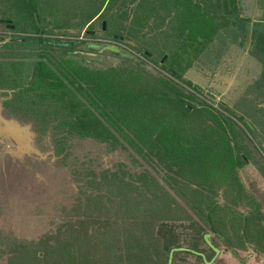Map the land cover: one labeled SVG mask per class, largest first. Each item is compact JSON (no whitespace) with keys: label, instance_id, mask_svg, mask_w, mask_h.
Listing matches in <instances>:
<instances>
[{"label":"rangeland","instance_id":"374dc122","mask_svg":"<svg viewBox=\"0 0 264 264\" xmlns=\"http://www.w3.org/2000/svg\"><path fill=\"white\" fill-rule=\"evenodd\" d=\"M219 1L202 0V14L196 15L200 9L193 6L194 15L188 17L186 5L178 6L183 0H162L163 8L156 7L155 12L163 14L157 16L144 15L149 0H0V264H40L46 251L55 260L68 252L73 264H103L100 256L107 253V247L110 256L117 257L111 264H127L132 256L129 235L143 241L135 248L139 264H163L164 247L171 238L157 232L160 223H173V244L186 248L173 252V264H244L252 255L247 256L249 250L243 248L235 256V240L207 223L184 189L206 188L186 178L182 166L187 160L195 164L198 157L201 162L199 154L207 158L205 152L214 150L215 157L219 156L214 142L222 138L213 134L208 115L185 114L183 123L192 132L174 134L171 152L152 142L137 145L128 133H121L96 113L85 85L77 83L70 72L73 66L103 69L136 63L158 77L150 79L139 70L135 83L139 94L168 90L175 96L172 103L177 109L178 86L188 94L185 99L191 106L207 109L224 124L223 118H228L230 175L210 176L207 195L211 200L206 198V203L235 206L243 214L258 209L263 213L264 57L260 59L250 46L254 40L251 22L264 20V5L262 0H228L227 10L236 15H227L229 23L218 28L209 42L212 25L206 15L222 14ZM56 41L66 44L56 45ZM108 44L130 61L121 64V58L106 48ZM195 45L199 51H194ZM144 50L150 52L149 57L143 56ZM187 61L188 68L179 78L176 74ZM34 63H38V72H44L43 86L40 75L36 81L28 75L35 71ZM168 72L174 80L165 77ZM94 73L95 78L99 76ZM97 80L100 84L103 78ZM184 80L198 90L182 84ZM62 82L73 94L74 104L78 101L91 109L103 128L96 125L88 131L86 127L95 122L83 125L84 116L76 122L77 108L62 104V88L53 87ZM106 85L124 86L128 91L122 83ZM121 97L126 101L130 95ZM167 100L157 94L151 104L167 110ZM245 121L251 131L246 130ZM223 162H227L224 156L216 163L218 169L224 167ZM210 170L218 172L214 165ZM164 195L184 213L179 208L176 214L160 208L149 218L138 217L149 201L159 205ZM133 198L140 201L135 204L138 212L129 206ZM142 218L154 222V238L136 230ZM261 219L251 237L264 249ZM205 232L221 250L209 263L201 257L204 254L208 260L212 255L203 238ZM102 238L109 245L95 249ZM50 246L57 248L50 250ZM251 257L246 264L259 262L257 256Z\"/></svg>","mask_w":264,"mask_h":264},{"label":"trees","instance_id":"16d2710c","mask_svg":"<svg viewBox=\"0 0 264 264\" xmlns=\"http://www.w3.org/2000/svg\"><path fill=\"white\" fill-rule=\"evenodd\" d=\"M213 4L214 6L217 5L216 3H213ZM227 4H228V0L219 1V6L222 7L221 8L222 14L220 13V11L218 13L214 11V13L210 14L209 17L208 15H206L208 23L212 25V29L208 33L209 42H210V38L212 37V35L218 31V28H221V26L222 28L223 26L226 27L225 25L229 23L227 15L229 16V14L234 13L231 10H227L228 9ZM262 5H264V0H262ZM262 8L264 7L262 6ZM97 12L94 13L92 17H94L97 14ZM234 15L236 14L234 13ZM189 16L190 15H188V17ZM215 23H218V24L221 23V25L217 27ZM251 24L253 25V31H252L251 37L254 40L250 46V51L256 52L258 54V57L260 59H263L264 57V20L259 19L257 21L251 22ZM35 36H36L35 38L38 41H40V43L44 42L43 38L39 37L37 34ZM199 50L200 48L197 45H195L194 51H199ZM110 53L113 56L120 57L121 64H126L127 62L130 61L128 57L119 56V54L115 52H110ZM142 54L145 57L150 56V52H148L147 50H144ZM184 63H182L183 65L180 68L181 70H179L180 72L178 71L176 74V76H178L179 74V78L181 76V72L183 71L184 68L187 67L190 61L189 62L187 61L185 64ZM36 64L38 63H34L36 72L33 70L32 74H28V75H31L30 79L33 78V80L36 77H38L37 75H40V77L42 78L41 85L43 86L44 85V82H43L44 72L43 70L38 72L39 69ZM139 70H143L146 74H149L146 72L144 68H142V66H139L136 63L135 65L133 63L131 67L126 65V66L111 67V68L107 67L103 69L88 68L87 66H73L70 69V72H71V75L75 77V80L77 83H81L85 85L86 90L88 91L92 100L95 103V105H93V108L96 111V113L101 118H105L106 120H109L110 122L114 123L112 127L114 128L116 127L117 130L121 129L122 130L121 133H124V132L128 133L134 140V143H136L137 145H141V144L144 145L148 142L149 143L152 142V143L158 144V147H162L163 151L165 148L167 149L168 152H171L174 150V147L172 144L174 141V138H173L174 134H190L192 132L191 126H188L187 123H183L184 122L183 119H185V114H188L189 116H194L197 112L200 113L201 115L203 112H205L206 115H208V117L206 118L208 120L206 121L209 122V125L215 129V131H213V134L214 135L219 134L222 138V142H214L215 144H217L216 146L218 149L216 150L219 152V156L215 157L214 155L215 150H214L211 153L205 152V155L207 158H204L203 153L199 154V156L203 158L201 162L200 160H198V157H197L195 164L188 162V160L185 162L184 164L185 166H182L179 163V166L185 167L186 172H187L186 178L190 179L192 181V184H196V185L197 184L200 185V183L206 184L205 190L195 189L193 187L191 188L187 186H185L184 189L186 190L185 192L190 197V200H192L194 204V209H197L199 212L202 213L201 216H203L204 220L205 219L207 220V223H210V225L213 226L215 230H217L219 233L222 234V231L224 230L226 233L225 234L226 236L230 235L229 239L235 240L234 241V243L236 244L235 247H241V249L245 248V240L248 241L252 239L251 235L255 231H257V228L260 226L262 222V219H261L262 212L258 211L259 210L258 209V210L250 211V213L244 214L243 216V213L238 212L235 209V206L233 207H230L228 205L219 206V204H216L215 206L211 207L209 203H206V198H207V202L211 200V198L207 195V193L209 192L207 184L210 183L209 182L210 176H213L219 179L221 175H223L225 172H226L225 173L226 175L227 172L229 174L231 171L230 164L233 162V160L230 154L231 149H229L228 147V143L231 140L227 136V132L225 130V124L227 125L230 124L228 118H225V117L223 118L225 122L224 124L221 120H219L217 116H215V114H212L207 109L205 108L197 109L194 106H191L185 99L188 94H186L184 90L182 88H179L178 86H177V90H178L177 96L179 100L177 99V101H178L179 107L177 109L173 108V103H172V100L175 98V96L172 92L168 90H166L167 92H163L162 94L157 91H151V93H145V95L143 94V92H140L141 94H139L138 92L139 87L135 85L136 79H137V72ZM94 72H97L99 75L98 76L99 78L96 77L97 79L103 78V81L100 84H99V81L95 78V75L97 74H95ZM149 75L150 76L148 77L150 79H153V77H155V79L157 80L158 78L157 75H152V74H149ZM173 75L171 74V72H168V74H166L165 77L170 78L171 80H174L173 77L175 76ZM109 82L111 84L113 83L121 84L122 83L123 85L127 86L128 91L124 86L121 88L118 85H116L114 86L115 88L111 87L112 91L114 92L113 94L111 91V88H106L107 87L106 84ZM181 83L187 85L188 87L198 90V87L191 85L190 81L188 80H184ZM53 87L62 88V90L60 89V92H59L60 97H61L60 100L62 101V104L68 105L70 108H77L76 112L80 113L79 116L77 115L76 117V119H78L76 120L77 123H79V121L82 122L81 119H83L82 116H84L85 118L82 122L83 125L88 122L93 123V120L95 122L94 125L87 126L86 127L87 130L90 129L94 131L96 125L101 126V128L104 127L102 124L100 125L101 120H98V118L95 116L93 111H91V109H88L87 106H85L84 104L78 101H76V103L74 104V97L72 96L73 94L68 90L67 84L62 82V84L60 83L59 86L53 85ZM123 94H129L130 95L129 99L126 101H122L121 96ZM157 94L160 96L169 97V100L165 102L167 106V110L163 109V105L161 108H157L153 103L151 104V102H153L152 100L156 98ZM172 112H174V114ZM230 128H231L232 135L235 136L236 133H234L232 127ZM245 128L247 131L252 130L248 127L247 124H245ZM104 132H106L105 129H104ZM236 146H238V148H241L240 145H236ZM261 149L264 151L262 147ZM223 156L225 157L227 162L225 163L223 162L222 165L224 167H222V169H218L216 163L220 161V157H223ZM240 159H242V157ZM213 165L215 166L216 171L219 172V173L216 172L218 173L217 175L216 173L214 174V172L210 170V167L212 168ZM196 166L201 167L202 169L198 170L196 169ZM195 171L197 172L195 173ZM263 174H264V169H263ZM203 180H205V182ZM236 185L241 187L239 183H237ZM210 191H211V188H210ZM132 202L133 203L132 204L130 203L129 205L132 212L133 211L138 212V207L135 206V204H138L140 202L139 199L133 198ZM171 202H172V199L168 198L167 195H164V199H161V203L158 201L159 205L155 204L153 201H149V203L145 207H143L144 209L138 217L141 216V217L149 218L151 217L150 215H154L160 208L163 209L164 212L166 213L173 212L174 214L177 213L176 211L179 208L180 213L182 214L184 213L182 208L177 206L176 201H173V203L176 204L174 206H171ZM170 225L174 227L173 223H169V224L160 223V225L156 227L157 232L160 235L168 233L169 234L168 236L171 238L166 241L168 242V244L164 247L166 259L163 264H167L166 263L167 255H168V251L171 248V246L179 247L173 244L175 241L173 239L175 234L172 233L173 231ZM135 228L137 231L143 232L144 235H146V237L154 238L153 234H154L155 225L153 221L143 220L142 218V221L140 223H136ZM142 243L143 241L139 237H137V235L128 236V245H129V248L131 249L128 251V253H131V255L134 258H132V256L131 258L129 257L130 261L127 262V264H139L140 260H138L136 256L135 248H137L138 246H141ZM107 244H108L107 239L102 238L101 240L96 241V243L94 244V248L98 249L99 247H102V246L103 248H105L104 245H107ZM147 245H150V244H147ZM257 247H259V250L261 249L262 251H264L263 247H260L258 244H257ZM55 248L57 247L56 246L49 247L50 250H55ZM128 253L126 254V257L129 256ZM63 256H65V258ZM56 257H57V260H55L53 256L49 252L46 251L44 253V256L39 259L40 261H42L40 262V264H73L72 263L73 259L68 252H65L64 254H59ZM100 257H101L100 260L103 262V264H111L117 261L116 256L115 258L110 256L108 247H107V253L105 252ZM62 260H65V262H63ZM10 263L11 262H9L8 264ZM171 264H173L172 259H171Z\"/></svg>","mask_w":264,"mask_h":264},{"label":"crops","instance_id":"0c3cea01","mask_svg":"<svg viewBox=\"0 0 264 264\" xmlns=\"http://www.w3.org/2000/svg\"><path fill=\"white\" fill-rule=\"evenodd\" d=\"M161 1L162 0H159L157 2V5H156V0H149V2L145 3L146 4V7H144V8L146 10L143 11L144 12V15L147 14V15H150V16H154V15L157 16L158 14H163V13L156 14V12H155L156 7L160 8V9L163 8V6H161L162 5L161 4ZM206 3H207V0H206ZM181 5L182 6L186 5V7L188 9V15H194V14L191 13V10H193V6L196 7V9L197 8L200 9V11H197L195 13L196 15H201L202 14V8H203L202 0H183V2L178 3V6H181ZM166 15H169V12L167 14H165L164 16H166ZM151 19H152V17L149 18V21H151ZM165 19H166V17L164 18L163 23L165 22ZM151 24L153 26L156 25V24H153L152 22H151ZM259 211H261V210L259 209ZM243 216H244V214H243ZM261 216L263 217V221H264V213H261ZM241 231H242V229H241ZM209 238H210V236H209ZM255 242L256 241L253 240V238L250 239V240H248V241H245V249L249 250L247 256H250L251 254H252L251 256H254V257L257 256V258H259V262H256V264H264V257H263L264 251H262L261 249L259 250V247H257V244ZM212 245L215 246L216 248H218L214 243ZM242 250H243V248L241 249V247H235L234 246V250H233L234 253L233 254H236L237 255ZM220 251H221L220 248H218V253L215 255V257L219 254ZM203 256H204V259L206 260V257H205L204 254H203ZM212 256H213V251H212V255L210 257H208V260ZM251 256L246 261H244V264L248 263V261H251V259H252ZM241 261H242V259H241Z\"/></svg>","mask_w":264,"mask_h":264},{"label":"water","instance_id":"95a60500","mask_svg":"<svg viewBox=\"0 0 264 264\" xmlns=\"http://www.w3.org/2000/svg\"><path fill=\"white\" fill-rule=\"evenodd\" d=\"M104 26V24L102 23V27ZM119 37V36H118ZM55 44L56 45H64V44H66V43H63V42H55ZM90 46L91 47H93V48H98L99 47V45H97V44H90ZM106 48L108 49V50H110V51H113V52H119V49L117 48V47H115V46H113V45H111V44H108L107 46H106ZM121 54V53H120ZM245 124H247L248 126H250V124L247 122V121H245ZM261 146H262V148L264 149V143H262L261 144ZM204 239H205V241H206V245L209 247V248H211L212 249V251H213V256L209 259V260H205L204 259V256H203V254H201V257H202V259H203V261L204 262H206V263H209V262H211L213 259H214V257H215V255L218 253V248H216L215 246H213L211 243H210V241H209V233H207V232H205L204 234ZM181 251V250H186V248H184V247H171L170 249H169V251H168V255H167V264H171V256H172V253L174 252V251ZM233 253H234V251H232ZM200 253V252H199ZM200 256V255H199Z\"/></svg>","mask_w":264,"mask_h":264},{"label":"flooded vegetation","instance_id":"af4514ba","mask_svg":"<svg viewBox=\"0 0 264 264\" xmlns=\"http://www.w3.org/2000/svg\"><path fill=\"white\" fill-rule=\"evenodd\" d=\"M57 42V41H56ZM55 43V42H54Z\"/></svg>","mask_w":264,"mask_h":264}]
</instances>
